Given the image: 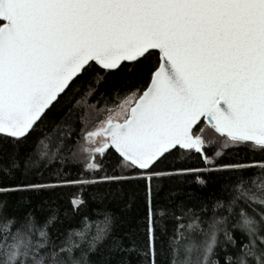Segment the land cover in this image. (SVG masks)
<instances>
[{
    "label": "snow or ice",
    "instance_id": "obj_1",
    "mask_svg": "<svg viewBox=\"0 0 264 264\" xmlns=\"http://www.w3.org/2000/svg\"><path fill=\"white\" fill-rule=\"evenodd\" d=\"M0 264H264V0H0Z\"/></svg>",
    "mask_w": 264,
    "mask_h": 264
},
{
    "label": "trees",
    "instance_id": "obj_2",
    "mask_svg": "<svg viewBox=\"0 0 264 264\" xmlns=\"http://www.w3.org/2000/svg\"><path fill=\"white\" fill-rule=\"evenodd\" d=\"M101 91H108L109 88L107 85H103L101 86ZM189 163L194 164V165H198L199 161L196 160L195 158L192 159L191 161H189ZM194 177H188V180L191 181L193 180ZM186 190H190V191H194L197 193H203L207 190H201L197 185L195 184H187L184 186ZM168 190V186L166 185L165 188L161 191L160 196L163 197L165 195V193ZM77 189L76 188H70V189H65L63 194H62V199L59 201L60 204L62 206H67V200L68 197L72 195V193L76 192ZM95 192V190H90L88 193H86V198L89 201V206L86 209V213L87 214H92L95 210L97 209H105L107 208V210L113 211L115 212L117 215H120L122 210L125 211L127 214L129 215H135V216H142L143 214V207L142 205L140 207H132L131 209H124L123 204H117L115 201H113L110 197L104 199L102 202L97 200V199H93V193ZM45 199L47 198V196L45 195L44 197ZM142 198V193L139 194L138 199ZM28 199L33 200L35 203L39 204L40 203V197L38 196H32V195H28ZM48 205H42L41 206V211L43 214H47L48 212ZM122 230H127V226L125 225L124 228Z\"/></svg>",
    "mask_w": 264,
    "mask_h": 264
}]
</instances>
